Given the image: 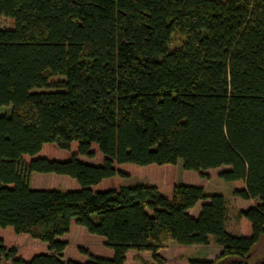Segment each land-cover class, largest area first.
<instances>
[{"label": "trees", "instance_id": "1", "mask_svg": "<svg viewBox=\"0 0 264 264\" xmlns=\"http://www.w3.org/2000/svg\"><path fill=\"white\" fill-rule=\"evenodd\" d=\"M3 16L0 264H264V0H0ZM179 161L200 185L227 167L242 236L223 195L176 183ZM136 173L153 181L121 184ZM77 226L109 255L67 256L93 238Z\"/></svg>", "mask_w": 264, "mask_h": 264}, {"label": "rangeland", "instance_id": "2", "mask_svg": "<svg viewBox=\"0 0 264 264\" xmlns=\"http://www.w3.org/2000/svg\"><path fill=\"white\" fill-rule=\"evenodd\" d=\"M0 28L1 29H14L15 28V21L12 18L9 17H1L0 18ZM66 79V76L57 75L52 77L49 80L48 87H44L42 89H33L31 92H49V91H55L56 88L52 87L53 85L60 82L61 80L64 81ZM50 87V88H49ZM10 107H2L0 108V115L10 114ZM220 168H227L226 166L220 167ZM210 169L208 170V176L207 179L203 182V184L199 182H195L193 179L191 181H188L189 177H194L195 179H198V175L196 172L192 171H184L182 167V162H178L175 172V180L176 183L181 184H189V185H196V186H203L205 193L212 195V194H220L223 195L226 201V207L228 210V217L226 221V230L228 233L232 234L233 236L240 237L242 236V223L237 219V211L238 207H241L238 205L237 201L234 199L235 196L233 195L235 184L230 181H225L222 177H220V173L223 171V169ZM153 181V178L146 173L142 174H134L131 175L128 178H124L121 180V184L129 187H137L140 185H147ZM31 187L33 189H42V190H62V191H69L72 189V179L68 176L63 175H57V174H41V173H33L30 178ZM244 205L247 204V202H243ZM79 229L83 230L82 232H85L88 236L93 237L92 239L85 236H79L77 239H73V235L69 236L67 239L69 242V249H68V255L70 257L74 256L75 251L78 250L79 247L88 248L89 251L93 252V254H96L97 256H108L109 250L105 248L104 241L101 240V237L91 235L84 230L83 227L77 226ZM76 229V227H75ZM244 229V227H243ZM74 232V229H73ZM82 240H81V239ZM214 246V244H211ZM209 246L208 247H202L201 249H198L197 246H189L185 249H179L183 257L191 258V259H206L209 257ZM80 258V255H78ZM82 258L76 261H81Z\"/></svg>", "mask_w": 264, "mask_h": 264}, {"label": "crops", "instance_id": "3", "mask_svg": "<svg viewBox=\"0 0 264 264\" xmlns=\"http://www.w3.org/2000/svg\"><path fill=\"white\" fill-rule=\"evenodd\" d=\"M236 201H237V203H238V205H240V203H241V199H239V198H237V197H235L234 198ZM254 204V203H253ZM240 209V207H238V210ZM242 232H243V226H242ZM197 248L198 249H201L202 248V246H197ZM209 253L208 254H211V253H213L214 251H216V247L215 246H212V245H210L209 246Z\"/></svg>", "mask_w": 264, "mask_h": 264}]
</instances>
